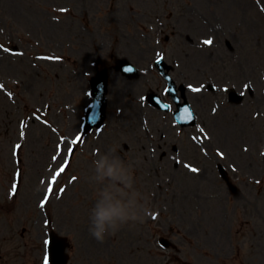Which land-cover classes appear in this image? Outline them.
Returning <instances> with one entry per match:
<instances>
[{
    "label": "rangeland",
    "instance_id": "obj_1",
    "mask_svg": "<svg viewBox=\"0 0 264 264\" xmlns=\"http://www.w3.org/2000/svg\"><path fill=\"white\" fill-rule=\"evenodd\" d=\"M259 1L264 6V0H216V14L224 22L214 34L219 45L201 49L198 37L208 32H200L199 23L178 24L171 8L164 12V0H0V264H44L42 224L55 217L54 209L60 210L64 227L73 221L71 264H99L100 260L101 264H136L141 259L138 248L146 251L149 264H264V8L257 7ZM66 3L72 11L58 18L56 6ZM159 15L169 18L165 39L139 33L140 22L156 26ZM156 51H164L177 78L185 71L188 78H195L192 65L214 64L216 78L226 73L240 86L249 75L254 83V95L243 104L226 102L208 118V105L219 95L193 96L209 134L204 142L209 155L203 157L197 174L173 164L158 165L159 159L135 167L131 148H125V143L135 147L146 143L138 134L150 136L143 134V113L134 101L161 80L154 75L126 78L114 63L120 56L148 66ZM100 52L101 62L112 64L109 118L116 116L117 106H123L124 122L116 118L114 126L109 119L105 154L99 156L105 168H93L82 157L84 148L76 161L88 182L104 177L105 195L103 190V195H97L98 188L90 196L92 183L79 190L78 182V190H64L57 202L55 190L64 184L58 182L48 204L42 205L39 197L49 183L43 185L42 179L56 164L52 157L60 139L54 128L77 130L72 109L81 110L85 102L86 72L92 70L89 60ZM206 97L208 102L203 103ZM199 98L203 102H197ZM24 118L31 123L23 136L19 125ZM149 118L152 122L158 118L162 130L174 137L162 117ZM155 127L152 124L150 129ZM182 137L183 148L192 145L187 134ZM17 156L23 159L24 178L13 197ZM217 163L228 168L238 190L220 176ZM146 177L152 180V190L137 195L139 190L147 192ZM147 209H154L156 216L155 237L148 243L150 231L138 232ZM161 235L170 237L174 247L164 249L158 243ZM148 249L153 254L149 260Z\"/></svg>",
    "mask_w": 264,
    "mask_h": 264
},
{
    "label": "flooded vegetation",
    "instance_id": "obj_2",
    "mask_svg": "<svg viewBox=\"0 0 264 264\" xmlns=\"http://www.w3.org/2000/svg\"><path fill=\"white\" fill-rule=\"evenodd\" d=\"M166 3H168V5H174L175 7H180L181 8V12H180V18H182L184 20V22H188L189 24H193L195 23H199L200 24V32H204L205 30H208V26L209 25L211 28H213L214 24H218V14L216 13V7H217V2L216 0H198V1H188V0H178V1H173V0H169ZM203 6L206 8V12L203 14L202 11H200V7ZM199 13L203 14L201 15V17H199ZM202 26H204L205 28H203ZM187 38H189V36L187 35ZM192 70L194 71L195 68H199V71L196 72V77H198L200 75V65L195 64L192 65ZM187 71H185L182 76L187 75ZM186 97H187V91H185ZM188 98V97H187ZM142 150H147V147L145 145H143ZM186 152H188L189 155L185 154L184 152V157L186 158V161H190V159H192L193 161L199 162L200 161V154L199 151L195 148H190L188 147L187 149H185ZM177 152H180V150L177 148L176 149ZM171 161V156H167V160L165 161V163H169ZM179 162L175 161V165H178Z\"/></svg>",
    "mask_w": 264,
    "mask_h": 264
}]
</instances>
